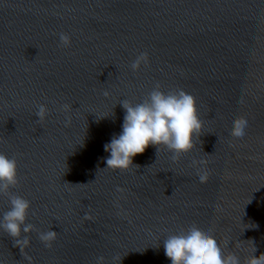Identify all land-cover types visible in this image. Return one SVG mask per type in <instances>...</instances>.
<instances>
[{
  "label": "water",
  "instance_id": "water-1",
  "mask_svg": "<svg viewBox=\"0 0 264 264\" xmlns=\"http://www.w3.org/2000/svg\"><path fill=\"white\" fill-rule=\"evenodd\" d=\"M144 52L148 64L132 71ZM156 84L195 98L194 147L173 162L150 145L133 157L138 169L105 168L120 102L140 103ZM240 117L242 139L230 135ZM0 153L17 161L11 191L30 201L26 223L57 233L51 248L22 233L21 254L0 229V264H172L163 241L193 225L241 264L253 246L259 257L264 0H0ZM193 160L206 161L207 182ZM9 208L0 195V218Z\"/></svg>",
  "mask_w": 264,
  "mask_h": 264
},
{
  "label": "clouds",
  "instance_id": "clouds-1",
  "mask_svg": "<svg viewBox=\"0 0 264 264\" xmlns=\"http://www.w3.org/2000/svg\"><path fill=\"white\" fill-rule=\"evenodd\" d=\"M59 41L62 47L71 46V38L67 34L61 33ZM148 62V54L140 53L130 67L135 72L142 64L147 65ZM120 105L125 110L122 132L113 136L111 141L104 145V150L110 153L106 158L105 168L123 171L135 166L138 169L139 165H133V157L143 154L150 145L156 147L157 155L160 150L158 146H165L172 153L173 162H176L182 154L192 150L193 137H200L202 122L198 117L195 98L184 90L165 92L156 84L142 102L133 104L128 100H122ZM63 109L68 111L69 106L65 105ZM46 114V106L38 105L35 112L37 122L43 121ZM70 123L71 119L67 118L65 126H69ZM247 126L246 118L235 119L230 135L242 139ZM205 164L204 160L192 161L201 183L208 180L207 170L200 167ZM18 182L16 159H10L0 153V195L6 196L10 202L9 210L0 218V229L13 239L14 246L23 254L24 249L30 245V239L28 235L22 236V233L37 232V229L33 224L26 223L30 201L11 191ZM117 191L122 189L118 188ZM85 219L90 217L85 214ZM37 234L38 239L48 248L52 247V242L57 236L51 229ZM163 247L172 264H241L236 254L225 255L216 239L195 225L187 231L168 236L163 241ZM255 251L256 248L253 246L252 254L244 264H264V253L257 257L254 255ZM97 264H105V257H97Z\"/></svg>",
  "mask_w": 264,
  "mask_h": 264
}]
</instances>
